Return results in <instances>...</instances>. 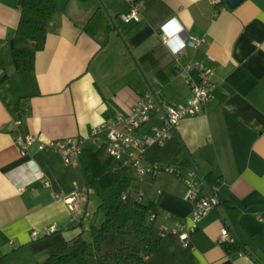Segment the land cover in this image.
<instances>
[{"label":"crops","instance_id":"crops-1","mask_svg":"<svg viewBox=\"0 0 264 264\" xmlns=\"http://www.w3.org/2000/svg\"><path fill=\"white\" fill-rule=\"evenodd\" d=\"M53 1L57 11L43 49L35 54L31 80H22L8 64L0 81L1 263H41L80 233L87 236L91 221L102 220L98 199L85 186L81 154L75 165L35 146L22 154L17 136L32 134L43 141L80 137L84 149H106L105 132L99 133L102 142H93V131L106 119L121 122L129 116L150 92L143 76L162 102L185 104L191 92L178 68L198 59L213 69L212 97L198 113L184 117L171 138L148 147L145 159L173 165L166 155L179 143L191 159L180 175L198 171L219 178V193L235 208L240 233L258 246L253 255L226 252L218 242L224 225L212 209L190 235L194 264H264V0H244L235 8L221 0H138L140 17L130 22L121 17L128 8L125 0ZM19 4L0 0V54L6 61ZM171 19L165 42L160 27ZM190 36L203 42L174 54L172 48ZM158 124L153 112L139 132ZM35 171L42 179L32 180ZM180 177L163 172L142 182V201L156 204L154 222L166 231L189 222L193 208ZM77 186L87 192L83 214L75 215L53 193L69 194ZM52 224L56 230L49 233Z\"/></svg>","mask_w":264,"mask_h":264},{"label":"trees","instance_id":"trees-1","mask_svg":"<svg viewBox=\"0 0 264 264\" xmlns=\"http://www.w3.org/2000/svg\"><path fill=\"white\" fill-rule=\"evenodd\" d=\"M19 10L18 26L8 41L9 59L4 60L0 54V69L12 64L22 80L29 82L35 54L44 47L48 23L56 13L57 5L53 0H20ZM95 19L89 24V31ZM110 20L112 23L113 18ZM4 79L3 73L0 81ZM151 88L162 102L156 87L151 84ZM81 155L85 186L95 193L102 220L98 224L94 220L90 222L88 238L80 233L59 252L38 264H194L191 250L181 247L170 230L161 229L154 220H150V213L156 217L157 212L153 201L144 203L122 198L123 192L133 183L127 168L116 167V162L102 146L98 149L83 148ZM166 159L172 161L178 170L191 167V159L179 143L166 155ZM203 178L216 199L213 209L224 227L236 238L234 244H223L225 251L256 253L257 244L239 231L234 220L235 208L219 193L222 181L211 173L203 175Z\"/></svg>","mask_w":264,"mask_h":264},{"label":"built area","instance_id":"built-area-1","mask_svg":"<svg viewBox=\"0 0 264 264\" xmlns=\"http://www.w3.org/2000/svg\"><path fill=\"white\" fill-rule=\"evenodd\" d=\"M128 5L127 11L122 14L125 22L137 21L140 17L141 2L138 0H125ZM168 20L160 29L164 32L166 27L173 23ZM168 33L163 34L165 42L169 41ZM203 42V39L188 37L179 45L172 48L174 54L181 53L185 47L196 48ZM178 71L185 77L191 95L185 104L173 105L161 102L163 110L167 114V119L158 107L151 93L144 94L131 108V113L123 121L114 119L104 120L92 133L93 142H102L99 133L105 132V144L107 153L116 162V167H124L130 171L133 183L123 192L122 198H132L136 202H143L145 197L142 182L146 177H154L161 173L181 176L180 170L175 165H161L158 162H147L145 152L152 145H160L175 134L179 122L187 116L198 113L203 105L212 97L213 69L198 59L187 61L178 68ZM196 72V79L192 76ZM3 70L0 69V75ZM158 114L159 124L152 126L148 132H139V129L150 119L151 114ZM17 120L15 124H19ZM17 143L22 154L26 153L31 146L41 152H50L61 156L63 162L68 165H75L83 149V139L80 137H66L64 139L43 141L38 136L32 134L18 135ZM32 161L26 162L28 166H33ZM183 180L186 190L184 198L193 202V208L189 216V222H178L170 232L176 237L181 247L192 248L190 235L195 231L198 222L208 211L212 210L216 204L214 195L202 186L194 171H185ZM32 180L42 179L39 171H35ZM44 185L50 186V182L43 181ZM86 187H75L69 194L54 192V199L62 200L70 212L75 215L83 214L82 202L86 201ZM160 192V191H158ZM150 220L155 219V215L150 213ZM49 233L56 230L55 224L47 229ZM88 230V228H87ZM34 236L35 233L33 232ZM164 235V233L162 234ZM218 242L221 244H234L236 238L233 233L225 227H221Z\"/></svg>","mask_w":264,"mask_h":264},{"label":"water","instance_id":"water-1","mask_svg":"<svg viewBox=\"0 0 264 264\" xmlns=\"http://www.w3.org/2000/svg\"><path fill=\"white\" fill-rule=\"evenodd\" d=\"M224 1V4H226V6H228L229 8H235L236 6H238L242 1H244V0H223ZM131 57H132V55H131ZM133 58V57H132ZM134 59V58H133ZM139 69V68H138ZM139 71H140V69H139ZM140 73H141V71H140ZM141 75L143 76V74L141 73ZM143 78H144V80H145V82H146V84H147V86H148V88H149V90L148 91H150V93H151V95L153 96V98H154V100H155V102L157 103V105H158V107L160 108V110L162 111V113L164 114V118H166L167 117V114H166V112L163 110V108H162V106H161V102L159 101V99H158V97H157V95H156V93L153 91V89L151 88V86L149 85V83L147 82V80L145 79L146 77H144L143 76ZM167 119V118H166ZM197 172V175H198V177H199V179L201 180V182H202V184H204L203 186H204V188L209 192V188L207 187V185H206V183L204 182V179H203V177L201 176V174L198 172V171H196Z\"/></svg>","mask_w":264,"mask_h":264},{"label":"rangeland","instance_id":"rangeland-1","mask_svg":"<svg viewBox=\"0 0 264 264\" xmlns=\"http://www.w3.org/2000/svg\"><path fill=\"white\" fill-rule=\"evenodd\" d=\"M84 238H88V236H85Z\"/></svg>","mask_w":264,"mask_h":264},{"label":"snow or ice","instance_id":"snow-or-ice-1","mask_svg":"<svg viewBox=\"0 0 264 264\" xmlns=\"http://www.w3.org/2000/svg\"><path fill=\"white\" fill-rule=\"evenodd\" d=\"M169 27H171V25Z\"/></svg>","mask_w":264,"mask_h":264}]
</instances>
